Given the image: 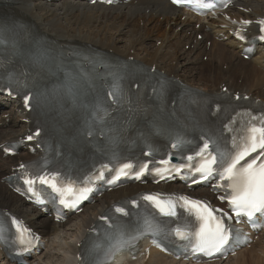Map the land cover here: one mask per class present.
Instances as JSON below:
<instances>
[{"label":"bare ground","instance_id":"1","mask_svg":"<svg viewBox=\"0 0 264 264\" xmlns=\"http://www.w3.org/2000/svg\"><path fill=\"white\" fill-rule=\"evenodd\" d=\"M242 5L252 8V13L245 14L238 9H233L231 13L236 17L251 19L264 16V0H242ZM145 6L150 8L149 13ZM0 10L15 11L33 22L38 31L53 40L90 45L98 49L108 48L114 53L133 55L141 64H155L171 75L180 78L182 76L181 79L184 82L197 86L205 92L218 91L221 84L226 83L231 89L251 93L264 99V49L253 60L246 61L240 55L241 50L231 48L232 41L215 40L214 36L208 32L204 34L206 41L213 39V43L210 48L205 47L206 44L204 45L203 41L197 40V33H203L204 30L194 33V38L188 35L189 30L184 27L188 23L175 18L179 10L167 0H140V4L136 6L131 4L117 7L90 5L87 1L0 0ZM175 20L183 28L182 32H177L172 25ZM210 27L215 32L226 30L220 28L215 22ZM158 41L162 42L161 45L156 44ZM186 44H193V48L188 52L181 48ZM203 55L212 57L205 62ZM226 62L229 63L227 65L229 67L224 70L223 65ZM201 65L209 68V74L204 73L203 79L207 82L199 86L200 82L195 81ZM1 108L4 110L0 114V142L23 135L27 130V124L22 122L23 116L15 109L16 106L8 109L4 105V108ZM5 114H8L7 118ZM10 160L0 155V176H3L12 166ZM137 189V187H127L112 191L102 196L95 204L87 205L79 214L82 217L80 222L74 225L76 228L73 239L77 236L82 239L85 228L105 208ZM0 202L5 203L6 207H10L15 212L23 214L48 238L58 236L61 226L78 216H72L65 224L52 222L1 183ZM48 225L51 227L47 228ZM68 250L72 251L68 264H75V255L79 251L77 244H73ZM257 250L264 251V234L254 243L252 250L248 251L251 264H264L263 258L256 255ZM245 252L247 251L238 253L237 259L225 264H248L246 260L248 255L244 256ZM149 260L147 264H187L169 259L154 250ZM113 264H131V262L125 256H120Z\"/></svg>","mask_w":264,"mask_h":264},{"label":"snow or ice","instance_id":"2","mask_svg":"<svg viewBox=\"0 0 264 264\" xmlns=\"http://www.w3.org/2000/svg\"><path fill=\"white\" fill-rule=\"evenodd\" d=\"M112 3V0H107ZM173 3L182 5L185 3H193V0H173ZM196 6L204 8L215 7L214 4H203L200 0H196ZM227 6V3L224 4ZM245 24H250L251 21H244ZM260 25H264V20L259 21ZM261 32H264V27H261ZM244 37H241L243 39ZM259 39L264 40V35ZM239 99V97H237ZM231 131V129H229ZM32 139V137H28ZM186 143L181 137H177L175 142L170 146L172 149H180ZM152 155L151 152L148 153ZM195 167L191 163L181 164L179 166L171 165V156L169 159L162 160L159 163L164 165L163 168L150 169L149 165L152 161H148L138 167L134 175L136 179H140L150 171L159 175L160 179L174 178L173 173L179 175L183 169H188L185 178H190L198 174V179H192L193 184L203 181H208L216 178V184L213 186L216 190H223L224 194L219 197L222 201H227L231 212L236 218L241 216L252 220L257 214H264V115L251 116L248 127L239 136L233 137L231 149L229 151H222L215 140L205 139L202 142V147L195 153V157L189 155L186 160L191 162L197 159ZM23 168L24 166L21 165ZM105 168L107 166H104ZM133 164L125 163L116 172V175L108 181V183H115L121 177L129 175V170L133 169ZM97 179H103L104 173L100 171ZM41 183L49 184L55 191L61 193L63 197L66 193H72L74 200L69 201L62 198L60 202L67 207H76L77 204L88 198L92 188L85 187L79 190V193L73 189L71 185L65 188L57 187L55 177L52 179H45L43 176L38 177ZM35 181L27 179L26 183L31 185ZM145 201L151 204L163 216L175 217L177 201L171 199H161L158 195L144 196ZM179 206L187 208L195 218L196 224L191 228H175L172 232L176 238L188 242L194 253H201L209 257H214L217 253L223 254L225 246L229 244L231 239H236L232 236V230L225 224V220L231 221L232 215H229L223 208H212L209 204L202 200H193L185 196L178 198ZM136 204V201H132ZM116 213L127 216L128 212L123 207H116ZM102 220L108 221V217H101ZM13 224L16 226L19 243L27 245L31 241L25 233L28 231L24 229L21 224L13 219ZM253 226L257 225L253 223ZM109 228H113L109 224ZM165 233V229L154 220L144 218L138 227L128 229L124 226L115 228V231L106 235L108 241L105 247L102 244H97L93 248V252L97 253L95 264H108L114 259L115 254L123 249H134L138 242L146 235L153 237L161 236ZM0 239H5V228L0 224ZM154 243H160L159 240L154 239ZM246 243L247 238L243 241ZM102 250V251H101Z\"/></svg>","mask_w":264,"mask_h":264},{"label":"rangeland","instance_id":"3","mask_svg":"<svg viewBox=\"0 0 264 264\" xmlns=\"http://www.w3.org/2000/svg\"><path fill=\"white\" fill-rule=\"evenodd\" d=\"M142 26H144L143 24H141ZM158 44H160V42H157ZM187 47V46H186ZM185 48V47H184ZM189 51V50H188ZM206 55H204L202 58L204 61H207L209 59H211L212 56H209V59L205 57ZM218 62V61H215ZM229 63H225L224 65H228ZM220 65V64H218ZM229 67V66H228ZM227 67V69H228ZM208 68H204V65L200 66V70H198V76L196 77L197 80L195 82H200L198 83L199 86L204 85V83H206V81L203 79V75L205 70ZM225 69V68H224ZM226 69V70H227ZM191 82V81H190ZM0 204H3L6 206L5 203L0 202ZM74 219H72L71 221H69L67 224L61 226V231L60 234L57 236H51L50 237V242H49V249L47 251H45V253L43 254L42 258L40 261H38L36 264H68V262L70 261V256L72 254V251L70 252L69 247L73 246V242L76 241L75 239H73V234L75 232V226L80 222V219L82 218L80 215L73 217ZM51 226H47V228H49ZM70 235V236H69ZM261 251V250H259ZM258 250L256 251V255L258 254L259 257H262L264 260V251H262V253H260ZM249 252H246L245 255H248ZM247 263L251 264V256L248 255L246 257ZM72 261V259H71ZM243 261V258H242ZM178 264V263H177Z\"/></svg>","mask_w":264,"mask_h":264}]
</instances>
